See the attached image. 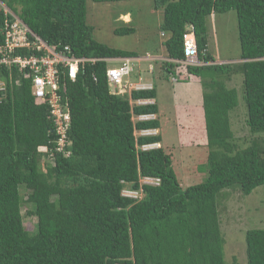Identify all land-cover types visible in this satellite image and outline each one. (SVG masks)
Returning a JSON list of instances; mask_svg holds the SVG:
<instances>
[{"label":"trees","instance_id":"1","mask_svg":"<svg viewBox=\"0 0 264 264\" xmlns=\"http://www.w3.org/2000/svg\"><path fill=\"white\" fill-rule=\"evenodd\" d=\"M0 1L48 43L69 45L78 56L139 55L95 39L87 20V0ZM154 4L163 10V57L169 59L158 60L162 71L178 82L198 76L203 87L208 157L198 170L207 176L184 188L173 167V153L163 146L142 148L162 141L160 132L140 135L142 129L161 126L154 83L152 89L118 93L108 81L104 61L87 63L75 79L65 70L59 91L67 96L72 116L68 132L72 142L67 146L71 153L66 156L55 151L58 135L50 108L33 95L32 78L15 68L11 75L3 67L0 264H236L225 260L217 198L231 186L250 194L264 184V146L259 138L246 147L238 144L230 113L238 106L239 95L228 84L234 74L244 76L246 123L252 133H264V0H154ZM229 10L237 13L241 62L217 63L208 48V20ZM11 19L0 6V44L1 29ZM190 24L201 65L172 61L185 57L183 35ZM134 31L116 29L119 34ZM142 98L155 102H135ZM150 113L157 117L138 119ZM42 146L55 151V157L41 151ZM145 177L160 182L141 183ZM124 190L140 195L126 196ZM26 216L37 218L34 228L26 224ZM246 241L247 264H264V228L248 229Z\"/></svg>","mask_w":264,"mask_h":264},{"label":"rangeland","instance_id":"2","mask_svg":"<svg viewBox=\"0 0 264 264\" xmlns=\"http://www.w3.org/2000/svg\"><path fill=\"white\" fill-rule=\"evenodd\" d=\"M87 9L88 23L94 27L93 34L98 41L118 49L137 52L138 56L166 54L163 44L166 35L162 36L161 31L163 10L155 7L154 0H87ZM237 22L235 10L214 13L208 20V48L217 63L241 62ZM124 27H134L135 31L128 34L116 32V29ZM142 62L136 64L129 80L137 81L141 75L153 81L161 108V144L165 150L173 153V167L182 186L186 188L200 183L207 172H200L198 166L206 163L208 157L203 87L199 81L192 79L188 91L190 98L187 96L184 99V93L180 91L183 82H175L173 76L168 77L161 69V61ZM150 63L154 65V71L145 73ZM243 80L242 74H234L228 84L229 87H236L239 95V104L230 113L232 129L240 147H246L256 138L264 146V133H252L246 123ZM217 200L226 240L225 260L247 264L246 232L248 229L264 228V184L253 189L250 194H243L236 185L225 188ZM25 220L31 221L33 228L36 226V217L31 219L26 216Z\"/></svg>","mask_w":264,"mask_h":264},{"label":"built area","instance_id":"3","mask_svg":"<svg viewBox=\"0 0 264 264\" xmlns=\"http://www.w3.org/2000/svg\"><path fill=\"white\" fill-rule=\"evenodd\" d=\"M0 6L6 14L12 16L11 21L6 20L1 32L4 42L0 44V71L7 67L12 75V69H17L27 78H32L33 95L39 103H47L51 117L54 122L55 131L58 135L55 151L69 156L71 151L67 146L71 145L69 130L72 124V116L67 96L59 90L61 88V74L69 73L75 79L87 63L104 61L107 63V78L118 93H130L133 89H152V81L139 76L137 81H130L129 77L136 69V64L142 61L169 60L163 56H125V57H87L74 54L69 45H52L35 33L20 16L9 9L2 1ZM164 35V33H162ZM184 55L183 59H173L180 65H201L204 64L199 57L196 34L193 25H188L183 35ZM27 50L30 53L24 52ZM23 51V52H20ZM114 62V63H111ZM143 63V62H142ZM113 64V65H111ZM68 70V71H67ZM154 71V65L150 63L149 72ZM145 80V81H144ZM173 81L177 78L173 76ZM65 85V83H64ZM6 89V82L0 77V91ZM139 105L152 104L154 99H139L135 101ZM134 100L131 99V104ZM155 113L142 114L139 120H152ZM157 129H142L140 135H154ZM155 144H145L143 149L152 148ZM68 148V150H67ZM41 151L49 152L50 157H55V151H50L47 146H42ZM160 179L157 177H145L141 183L158 185ZM123 194L133 198L140 195L139 191L124 190Z\"/></svg>","mask_w":264,"mask_h":264},{"label":"crops","instance_id":"4","mask_svg":"<svg viewBox=\"0 0 264 264\" xmlns=\"http://www.w3.org/2000/svg\"><path fill=\"white\" fill-rule=\"evenodd\" d=\"M126 15V14H125ZM192 79H195V81H199L200 82V78L198 77V76H195V75H191L190 76V79H189V82H183L182 84V87L180 88V91L182 92V93H184V99L188 96L189 98H190V94L188 93V91H189V88L191 87V85H192ZM149 80V79H148ZM150 81H152V80H150ZM152 83H153V81H152ZM201 83V82H200ZM204 112V111H203ZM160 114V113H159ZM162 142V141H161ZM31 219H32V217L33 216H29ZM26 219V218H25ZM24 219V220H25ZM25 221H28V220H25ZM33 221V220H32ZM32 222L31 221H28V222H26V224L28 225V224H30V226L32 227V224H31Z\"/></svg>","mask_w":264,"mask_h":264},{"label":"clouds","instance_id":"5","mask_svg":"<svg viewBox=\"0 0 264 264\" xmlns=\"http://www.w3.org/2000/svg\"><path fill=\"white\" fill-rule=\"evenodd\" d=\"M157 130H158L157 133H159V132H160V128H158ZM157 133H156V134H157ZM160 133H161V132H160ZM150 144H155L152 148L162 146L161 142H154V143H150Z\"/></svg>","mask_w":264,"mask_h":264}]
</instances>
